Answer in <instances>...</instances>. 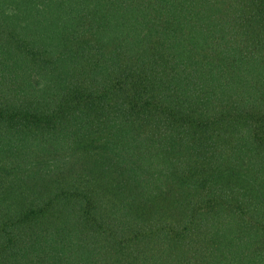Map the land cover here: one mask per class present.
I'll use <instances>...</instances> for the list:
<instances>
[{"label": "trees", "instance_id": "1", "mask_svg": "<svg viewBox=\"0 0 264 264\" xmlns=\"http://www.w3.org/2000/svg\"><path fill=\"white\" fill-rule=\"evenodd\" d=\"M0 264H264V0H0Z\"/></svg>", "mask_w": 264, "mask_h": 264}]
</instances>
